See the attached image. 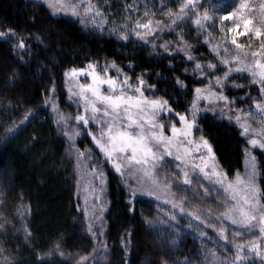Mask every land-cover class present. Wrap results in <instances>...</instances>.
Segmentation results:
<instances>
[{
  "label": "rangeland",
  "instance_id": "obj_1",
  "mask_svg": "<svg viewBox=\"0 0 264 264\" xmlns=\"http://www.w3.org/2000/svg\"><path fill=\"white\" fill-rule=\"evenodd\" d=\"M34 1L45 5L54 16L77 21L85 30L123 39L132 37L165 52H181L191 63L193 72L204 79V83L195 87L186 113L173 111L167 103L156 114L157 109L151 102L166 100L155 95L144 80L141 85V78H133L115 64L90 62L65 71L66 105L58 103L53 90L45 105L66 142L65 156L71 164L78 214L83 233L90 238L92 247L89 251L70 252L57 241L44 256H58L70 264L105 261L109 169L130 195L152 199L159 206L161 226L168 228L175 238L178 239L180 229L193 233L204 253L200 264H264V201L255 156L256 150H264L261 147L264 144V79H261L264 0H238L232 10L223 15L231 18L223 19L226 23L219 31L211 17L203 19L205 14L209 17V13L197 8L201 0H182L177 12H165L158 18L147 11L141 13L139 3L132 6L130 2L125 11L115 14L106 0ZM188 3L191 6L181 12ZM185 18L193 23L201 42L207 44L208 61H196L189 45L180 39ZM198 19L201 20L199 25ZM149 21L150 32L137 27ZM257 31L261 33L259 38ZM0 32L8 34L0 38L11 36L9 31ZM20 44L17 42V47L22 48ZM190 56L193 59L189 60ZM225 60L229 63H222ZM197 64L201 69L196 68ZM210 64L215 67L209 68ZM72 70H76L75 75L71 74ZM226 73L229 78L217 84V79L223 80ZM109 79L117 81L118 85H123L125 79L128 83L113 91L106 83H101ZM230 87L245 88L246 92L232 99L226 95ZM136 88L141 92H136ZM197 89L203 90L198 101ZM221 95L226 101L216 99ZM101 96L124 97L125 101L118 102L120 108L113 112L99 102ZM93 105L98 112H93ZM106 110L109 115L104 114ZM204 112L233 123L246 141L242 169L233 176L229 177L221 168L210 143L198 129L197 120ZM180 116H185L187 123L194 126L187 129ZM77 117H84L87 123L78 121ZM161 125L164 126L162 132ZM173 125L179 130L176 135L172 132ZM252 140L258 143L253 145ZM205 141L208 147L204 146ZM121 148L124 151H119ZM133 156L134 159H130Z\"/></svg>",
  "mask_w": 264,
  "mask_h": 264
},
{
  "label": "trees",
  "instance_id": "obj_2",
  "mask_svg": "<svg viewBox=\"0 0 264 264\" xmlns=\"http://www.w3.org/2000/svg\"><path fill=\"white\" fill-rule=\"evenodd\" d=\"M106 1L115 14L131 2L139 3L141 13L157 18L177 12L182 2ZM237 1L201 0L197 8L209 13L219 31L226 23L223 15ZM184 20L180 39L196 61H208L207 44L195 34L193 23ZM0 30L11 35L0 38V264H70L58 256H44L57 241L70 252L92 247L78 214L66 142L45 105L52 90L58 103L66 105L65 71L90 62L115 64L144 80L177 113L189 110L194 89L204 79L181 52L85 30L34 0H0ZM17 42L24 47H17ZM245 92V88L226 89L232 99ZM197 125L224 172L230 177L240 171L246 149L240 130L211 112L202 113ZM255 156L264 201V150H256ZM107 186L108 254L102 264H200L204 253L192 232L180 229L175 238L161 226L159 206L152 199L130 195L109 169Z\"/></svg>",
  "mask_w": 264,
  "mask_h": 264
},
{
  "label": "snow or ice",
  "instance_id": "obj_3",
  "mask_svg": "<svg viewBox=\"0 0 264 264\" xmlns=\"http://www.w3.org/2000/svg\"><path fill=\"white\" fill-rule=\"evenodd\" d=\"M190 6H191L190 3L185 4L184 7L181 8V12H184ZM209 18L210 17H208L207 14H205V16L203 17L204 20H207ZM230 18H231L230 16L229 17H223V19H225V20L230 19ZM196 23L199 25L201 23V20L198 19L196 21ZM137 27L138 28H144V29H146V30H148L150 32L151 31V21H149L148 24H138ZM244 34H246V33H244ZM5 35H8V34L7 33L0 32V37L5 36ZM256 35H257L258 38L261 37V33L259 31H257ZM233 43H235V40H233ZM20 47H24L23 43L20 44ZM252 55L255 56L256 53H253ZM191 59H193V58L190 56L189 57V60H191ZM222 63L227 64V63H229V61L225 60V61H222ZM89 67L92 68L93 66L92 65H89ZM113 67H115V66L113 65ZM201 67L202 66L199 65V64L196 65V68L197 69H201ZM208 67L209 68H214L215 65H211L210 64V65H208ZM261 67H264V65H261ZM235 70L236 71H241L242 69H235ZM230 71H232V70L230 69ZM71 74L75 75L76 74V70H72V73ZM81 74H83V72H81ZM66 75H69V74L66 73ZM228 78H229V73H226L224 79L222 80V79H219L218 78L217 81H216V83L217 84H223L224 80H226ZM261 79H264V73L261 74ZM101 83H106L111 90L115 91V89L118 86L119 87H122L123 85H126L128 83V81H127V79H125V81H123V85H118L117 81L111 80V79H109L107 81H101ZM139 83L141 85H143L144 84V81L141 80V81H139ZM135 91L136 92H141V89L140 88H136ZM196 91H197V101H198V100H200L202 98L201 93H202L203 90L197 89ZM212 95H215V94L213 93ZM98 99H99V102L100 103L105 104L107 106V108H110L113 112H118V110L120 108V103H118V102L125 101V98L124 97H114V96H107V97L101 96V97H98ZM128 99H130V98H128ZM216 99H218V100H225L226 101V97H224L222 95L216 97ZM144 103H147V101H144ZM151 103H152L153 107L155 109H157L156 114H159V110L162 109V108H164V107H166V105H167V102L166 101H164V102H161V101H152ZM193 109H194V111H193V121H194V119H195V103L193 105ZM98 111H99V109L96 108L95 105H93V112H98ZM168 111L170 112L171 109H168ZM104 114L105 115H109L110 113L106 110ZM77 119H78V121H84V123H87V121L84 120V117H77ZM179 119H180L181 122H185V127L187 129H191L194 126V123H192V124L187 123V118L185 116H180ZM153 127H155V125H153ZM163 127H164L163 125L160 126L161 132L163 131ZM178 131L179 130L175 127V125H173V127H172L173 135H176L178 133ZM247 132H248V128L245 127V133H247ZM185 135H187V133H185ZM110 139H111V137H110ZM160 139H163L162 135H161ZM251 143L253 145H256L258 143V141L257 140H252ZM204 146L205 147H208L206 141L204 142ZM261 147H264V144H261ZM119 151H124V149L121 148V149H119ZM210 151H211V149L209 147V152ZM133 153H135V148H133ZM170 154L171 153H169V155ZM177 158L179 159V157H177ZM130 159H134V156L132 158H130ZM136 162L139 163V161H136ZM119 170H120V168H119V166H117V171H119ZM185 182L187 183L188 181L186 180ZM251 219H255V217H252ZM232 222L233 223H236V221H232Z\"/></svg>",
  "mask_w": 264,
  "mask_h": 264
}]
</instances>
